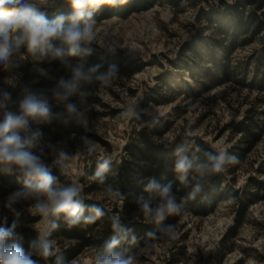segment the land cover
<instances>
[{"label": "rangeland", "instance_id": "1", "mask_svg": "<svg viewBox=\"0 0 264 264\" xmlns=\"http://www.w3.org/2000/svg\"><path fill=\"white\" fill-rule=\"evenodd\" d=\"M218 1L156 0L147 10L126 13L118 8V0H106L104 9L94 0H83L89 8H96L95 39L90 45L94 51L83 58L85 69L94 66L98 59L115 54L118 78L109 86L86 85L84 90L92 91L93 95L83 104L79 97L72 98L81 110L91 106L89 131L68 119L63 106L54 101L53 113L62 115L50 124L31 126L32 131L42 133L34 154L51 168L53 175L55 171L61 184H76L93 160L107 158L113 163L125 155L133 129L145 131L150 141L163 145L179 134L200 137L218 153L233 155L229 151L243 143L232 122L241 120L253 109L250 115L260 124V138L240 162L225 165L227 171L223 172L221 184L211 194V211L206 214L185 211L171 223L177 225L175 239L155 241V247L148 251L146 244L151 241L138 244L132 255L139 264H264V40L257 37L250 43L234 42L235 28L224 20V14L209 22ZM29 2L50 20L71 12L66 0ZM206 39H214L215 48L223 44L229 49L225 53L210 49ZM13 59L19 61V68L13 71L0 68V97L5 92L10 94L8 107L13 111L17 110L24 88L42 89L51 97L50 89L58 79L69 78L71 74L60 60L34 61L25 45L14 53ZM66 59L73 65L79 60ZM108 68L99 71L106 72ZM129 103L137 105L139 119L121 116ZM112 110L115 112L111 113ZM154 117L159 123L148 127ZM72 125L80 131L70 132ZM84 136L97 142L96 154L84 152L81 140ZM53 149L76 154L63 172L54 163ZM7 185L0 180L2 222L5 216L7 219L13 216L4 205L16 190L5 192ZM175 196L177 203L184 199ZM110 201L122 203L119 199ZM241 202L246 203V209L235 231H231ZM30 203L33 201H21L14 207L20 213L37 217L26 225L40 233L46 222L28 211ZM134 219L144 221L142 214H135ZM94 250L86 249L78 255L76 264H94Z\"/></svg>", "mask_w": 264, "mask_h": 264}, {"label": "clouds", "instance_id": "2", "mask_svg": "<svg viewBox=\"0 0 264 264\" xmlns=\"http://www.w3.org/2000/svg\"><path fill=\"white\" fill-rule=\"evenodd\" d=\"M71 12L69 15H60L55 19L38 10L29 0H0V68L13 71L20 67L18 60L13 59L14 53H19L21 45H25L27 52L34 61L44 59L60 60L70 70V77H60L55 87L50 89L51 97L45 91L24 88L18 100L17 110L8 107L10 94L5 92L0 97V167L6 172L15 169L24 180L23 190L12 192L6 200L4 207L14 216L20 212L14 207L21 201H33L28 207L32 215H39L46 227L38 235V241H33L31 247H38V254L48 259L55 254V242L51 239L53 233L60 227L63 220L68 229L78 226L94 224L107 215L106 210L98 204L86 206L82 189L78 184H61L58 177L53 175L51 168L46 165L40 156L34 154L33 149L40 146L42 133L32 131V125L50 124L54 118L62 113H53V101L63 106L68 119L89 131L88 111L90 105L81 110L73 97H79L83 104L86 98L93 95L90 90H84L86 85L96 87L109 86L118 78L116 65H110L106 72L99 71L101 65L85 69L83 58L90 56L94 49L90 46L95 39L96 8L89 6L83 0H66ZM66 57L79 58L74 65ZM151 115V113H148ZM122 117L140 118L137 105L129 103L121 113ZM67 123V120L65 121ZM159 123L153 118L148 127ZM74 138V135H73ZM84 152L89 155L97 153V142L89 137H81ZM194 143V141H193ZM168 145L165 144V147ZM51 147V145H49ZM42 151V149H41ZM54 163L60 170L70 166L76 154L64 149L55 150ZM187 143L177 147L175 155L174 172L181 182L187 179L189 172L196 174L197 182L188 193L187 199H195L203 191L201 181L207 177L227 171L225 165L238 163V157L227 152L219 154L205 153L206 160L197 162L189 156ZM112 161L107 158L97 160L95 171L91 175L93 182L103 186L104 192L110 200H125V194L107 183V174L111 171ZM144 184V181H138ZM143 192L136 196L134 202L140 206L145 223L155 222L159 225L169 216H182L185 214L186 200L177 203L172 192V183H158L155 178H147ZM85 212L88 215H85ZM113 235L102 247L93 252L94 264H139L136 256H124L117 252L118 246L125 241L132 244L137 242L135 236H130V230L121 225L118 216H110ZM0 225V264H39L32 259V254L22 247L15 229L14 220L7 226V217ZM161 235L148 232L146 236L151 243L146 244V251L155 247V241L161 239H175L177 225L170 224L160 229ZM56 264H76L75 259L64 261L58 257Z\"/></svg>", "mask_w": 264, "mask_h": 264}, {"label": "trees", "instance_id": "3", "mask_svg": "<svg viewBox=\"0 0 264 264\" xmlns=\"http://www.w3.org/2000/svg\"><path fill=\"white\" fill-rule=\"evenodd\" d=\"M118 1V8L126 13L147 10L156 3V0ZM104 2L106 0H94L96 5L102 7ZM222 14H224V20H228L235 28L233 34L234 42L239 40L244 44L250 43L257 37H262L264 40V0H235L233 3L219 0L216 4V10L209 15L208 21L212 22L214 18H220ZM206 43L210 49L216 46L214 39H206ZM215 49L220 53H225L229 48L227 45L222 44L219 48ZM116 61V55L114 54L98 59L94 66L99 64L101 65L99 70H102L108 68ZM262 82V88H264V77L262 78ZM110 112L114 113L115 110ZM251 112H253V109L248 110L247 114L241 120H234L232 122L234 130L241 133L243 144L234 147L229 153L238 157L239 162L261 135L260 124L250 115ZM69 131L78 133L80 128L72 125ZM184 143H187L189 147V156L197 162L206 160L205 153L219 154L214 147L200 137L193 138L179 134L176 135L174 141L165 147L163 144H155L150 141L147 135H145V131L133 129L125 155L114 160L111 171L107 174V183H111L127 197L121 201L122 203L120 205L118 203L110 204L111 201L106 195L99 197L98 194L105 192L103 186L93 182L90 178L95 171L97 163V161L93 160L86 168L84 177L78 178L76 184L82 189L81 195L84 197V204L86 206L98 204L106 210L107 215L97 220L94 224L78 226L72 229H68L63 220H61L60 227L51 237L55 242V254L48 259H44L38 255V247L33 248L30 246L33 241H38L39 232L26 224L36 221L37 217L23 212L18 217L14 215L9 217L7 219V226H10L14 220L16 221L17 228L15 232L18 237H22L20 243L26 252L32 254V259L37 260L39 264H56L58 257L64 261H70L86 249L102 247L114 234L111 227L112 221L109 217L115 215L119 217L121 225L130 230L129 240L131 236L137 238L135 244L128 241L122 242L116 251L124 256L132 255L135 253L138 244L144 245L148 241L146 233L155 232L158 234L160 233V229L167 227L178 218L177 216H169L159 225L155 224V222L145 223L142 220L137 221L134 219L135 214H142L140 206L134 202V199L141 194L147 195L143 192L147 178H155L160 184L171 182L172 192L177 197L183 196L186 200L185 211L192 210L196 214H206L212 209L210 205V200L212 199L211 194L216 193L224 174H214L201 181L203 191L194 200L187 199L188 193L192 190L198 178H196L194 172L190 171L187 179L181 182L174 172L176 149ZM233 169L234 166L231 170ZM0 180L8 184L5 192L17 189L23 190V177L19 176L14 169L6 172L0 167ZM141 180L144 181V184L138 183ZM245 209L246 203L241 202L240 209L237 211L236 224L231 226V231H235ZM85 215H88V213L85 212ZM3 223L0 219V225H3ZM138 238H141V240L138 241Z\"/></svg>", "mask_w": 264, "mask_h": 264}]
</instances>
